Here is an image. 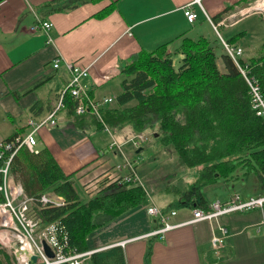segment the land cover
I'll list each match as a JSON object with an SVG mask.
<instances>
[{"label":"crops","instance_id":"obj_1","mask_svg":"<svg viewBox=\"0 0 264 264\" xmlns=\"http://www.w3.org/2000/svg\"><path fill=\"white\" fill-rule=\"evenodd\" d=\"M65 1L0 0V140L26 132L30 120H41L55 108L71 77L66 61L90 64L92 73L84 83L92 97L103 100L111 96L113 100L104 105H116L126 77L122 69L136 51L164 42L173 50L183 36L203 35L215 44L218 66L226 72L223 40L236 35L229 44L242 47L241 58L245 60L256 56L253 53L264 40V7L255 6L259 1L264 5V0H201L202 5H192L197 13L193 21L185 14L192 0H87L69 7ZM107 5L113 7L108 14L95 15ZM229 5L233 7L224 12ZM220 13L222 17L216 19ZM47 19L53 24L49 43L44 32L31 31L34 22ZM58 57L61 64L54 67ZM108 73L112 77L104 79L103 74ZM90 123L78 124L64 106L57 113L56 125L37 131L38 147L47 148L66 173H75L74 177L101 174L112 178L111 182L117 174L127 173L116 171V165L125 159L137 160L144 142L135 146L127 141L135 135L132 128L127 130L129 125L118 131L124 138L117 142L135 149L127 154L129 158L127 148H111L117 134L110 127L97 128ZM252 172L237 168L233 178L219 179L204 186L202 192L209 203L235 192L246 197L261 195L264 189ZM248 178H253L249 184ZM152 205L159 204L148 198L94 231L88 238L89 250L122 245L127 264H264V208L227 213L212 222H189L193 208H172L176 213L170 215L169 222L176 225L163 234H154L152 231L162 225L149 212ZM218 223L226 226L228 235L225 247L216 255L211 238L219 232Z\"/></svg>","mask_w":264,"mask_h":264},{"label":"trees","instance_id":"obj_2","mask_svg":"<svg viewBox=\"0 0 264 264\" xmlns=\"http://www.w3.org/2000/svg\"><path fill=\"white\" fill-rule=\"evenodd\" d=\"M77 1L87 0H66L64 3L68 2L69 7L75 6ZM232 7L229 5L224 12ZM112 9V5H107L95 15L103 17ZM235 40L236 35L226 41L233 43ZM168 45L169 42H164L129 56L122 69L126 77L121 82L116 105L100 108L104 123L114 134L127 125L132 127L133 134L152 129L156 141L173 145L182 162L195 170V180L186 188L176 189L179 202L193 209H208L211 202L205 198L202 188L219 179L233 178L237 168L244 172L255 171L264 189V117L253 107L250 85L239 66L226 52L222 58L227 71L222 72L215 44L203 35L198 38L183 36L173 50ZM239 63L257 79L264 95V40L258 55L248 60L239 57ZM64 104L78 124L89 121L97 128L105 126L91 111L77 114L76 101L71 94L64 95ZM11 172L28 194L52 191L64 197L63 205L44 208L41 215L45 222L59 221L62 234L68 236L69 245L76 251L89 250L88 238L94 231L148 200L147 189L139 182L137 169V179L118 177L97 194L83 199L76 187L75 173H66L47 148L33 152L22 146L12 161ZM152 206L164 214L174 210ZM1 250L4 258L0 257V264L3 260L13 264L10 255ZM88 262L127 264L122 245L93 251Z\"/></svg>","mask_w":264,"mask_h":264},{"label":"built area","instance_id":"obj_3","mask_svg":"<svg viewBox=\"0 0 264 264\" xmlns=\"http://www.w3.org/2000/svg\"><path fill=\"white\" fill-rule=\"evenodd\" d=\"M196 2L202 5L201 0H192L186 5L185 14L190 21L197 17V13L192 9V5ZM52 25V21L48 19L38 20L31 26V31L44 32L49 43L53 40L50 34ZM214 27L217 29V25H214ZM223 42L226 52L239 66L250 85L252 104L256 113L264 117V95L259 82L249 75L250 71L247 67L243 68L239 63V57L243 52L242 47L229 44L224 40ZM60 64L61 59L58 57L53 65L59 67ZM65 65L69 69L71 77L65 89L61 92L55 108L47 117L41 120H30L26 132L0 140V242L12 249L16 264H90L88 260L93 252V250H74L69 245L68 236L62 234L59 221H44L41 210L63 205L65 199L62 195L52 191H45L36 195L28 194L22 183L11 172L12 161L22 146L28 147L33 152L39 151L37 131L42 126L56 125L57 113L65 106L64 95L66 93L71 94L76 101L75 111L77 114L81 115L91 111L104 123L100 108L102 105L111 102L113 97L109 96L103 98V100H96L91 96L89 87L84 83V79L92 73L90 64L81 65L76 61H66ZM95 76L97 75L95 74ZM111 77L112 74H103L104 79ZM105 126L107 127L106 124ZM148 134L140 132L127 141H131L135 146H138L147 140ZM121 146L122 143H118L115 139L111 143V147H118L120 150ZM116 171L127 172L121 176L117 174L118 177H122L124 180L137 179L135 162L131 159H125L117 164ZM80 180H82V184L86 185V191L99 190L98 179L91 181V179H83L82 177ZM253 208H264V193L258 196L244 197L235 192L227 199H215L210 203L208 209L194 208L192 210L193 217L188 221H218L221 215L235 211H247ZM148 210L152 215L159 218L162 225L152 233L163 234L176 225L169 222L170 215L175 214L176 210L166 214L155 206H150ZM217 229L219 232L213 234L211 246L219 255L228 234L226 226L220 223H218ZM44 242L50 248L52 255L47 253ZM32 256H36L35 262H32Z\"/></svg>","mask_w":264,"mask_h":264},{"label":"rangeland","instance_id":"obj_4","mask_svg":"<svg viewBox=\"0 0 264 264\" xmlns=\"http://www.w3.org/2000/svg\"><path fill=\"white\" fill-rule=\"evenodd\" d=\"M257 38L258 37H255L254 40H256ZM259 53H260V48H257L253 54L258 55ZM244 55H249V54L245 52ZM131 128L132 127L130 126V128L127 130H130ZM145 132H150L148 134L149 139L144 142L140 157H138L137 160L134 161L136 163L139 182H141L147 189L148 198L153 199L156 203H158L160 206L165 208L167 211H170L172 208L176 210L190 211L191 207L181 204L179 202V192L176 189L186 188L189 185V183L193 182L196 178L195 170L189 168L186 164L182 162L173 145L171 144L163 145L160 142L156 141L157 136L154 135L155 130L150 129ZM120 134L121 133L114 135L113 138L115 137V139L120 142L122 140L121 138H124V137H120L119 136ZM129 145L131 144L129 143ZM122 147L127 148L126 150L128 151V153H126V155L130 154L132 151L135 150L134 148L133 149L128 148L129 146L126 144L123 145ZM127 156L131 158L129 155ZM120 160H123L122 156ZM252 174L256 175L254 172H252ZM79 178L80 177H76L75 182H76V187L81 193L83 199L90 198L93 195L97 194L98 191L104 188L106 185H108L110 183V180L112 179L107 176L101 177V174L92 176L91 178L83 177V179H91V181H95L96 179H98L99 181V190L88 192L86 191V187H85L86 185L82 184V180H80ZM252 179L253 178H248L246 183L249 184L252 181ZM113 180L115 181V179ZM222 181L224 185L227 187V184H225L224 180ZM174 182H176V185L172 184ZM170 184L171 186L168 188V191L165 190L166 187H168V185ZM260 185L261 182L258 181V186ZM1 249H4L5 252L10 255L11 262L13 264H16L12 249L9 246L4 245L3 243L0 242V257L2 259L4 258V254ZM3 264H8V263L5 260H3Z\"/></svg>","mask_w":264,"mask_h":264},{"label":"water","instance_id":"obj_5","mask_svg":"<svg viewBox=\"0 0 264 264\" xmlns=\"http://www.w3.org/2000/svg\"><path fill=\"white\" fill-rule=\"evenodd\" d=\"M137 151H139V149ZM44 246H45L47 253L49 255H52L53 253L51 252L50 248L48 247V245L45 242H44ZM35 260H36V256H32V262H35Z\"/></svg>","mask_w":264,"mask_h":264},{"label":"bare ground","instance_id":"obj_6","mask_svg":"<svg viewBox=\"0 0 264 264\" xmlns=\"http://www.w3.org/2000/svg\"><path fill=\"white\" fill-rule=\"evenodd\" d=\"M257 3V2H256ZM257 7H264V5L261 4V1H259L257 4H255ZM262 9V8H261Z\"/></svg>","mask_w":264,"mask_h":264}]
</instances>
